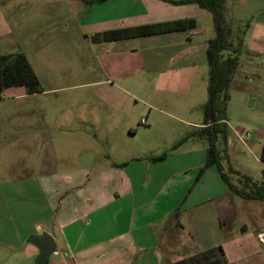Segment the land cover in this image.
Here are the masks:
<instances>
[{"label":"crops","instance_id":"crops-1","mask_svg":"<svg viewBox=\"0 0 264 264\" xmlns=\"http://www.w3.org/2000/svg\"><path fill=\"white\" fill-rule=\"evenodd\" d=\"M88 2L90 8L86 11V20L80 24L91 28L94 33L181 19L196 20L197 12L201 13L197 4L180 5L164 0ZM228 15L241 17L248 24L227 105L235 97L236 105L251 123V135L241 140L239 134L244 130L233 129L231 134L224 126L225 119L216 123V127L220 132L226 131L228 140L224 144L219 139L217 144L219 146L222 141L227 152L236 142L242 143L249 151H254L253 158L262 170L264 0H226L225 16ZM3 23L0 5V35L4 32ZM204 32L196 20L193 29L102 41L99 43L100 52H103L101 55L108 67L100 61L99 66L109 80L91 81L86 85L110 84L127 100L141 96L143 87H148L166 110H172L173 103L179 109L182 107L181 111L202 108L206 105L204 99L208 100L207 86L203 92L199 91L197 99L188 103L181 104L177 96L188 97L197 76L208 65V42L217 32L206 40L195 42ZM210 32L215 33L214 25ZM125 104L113 103L114 107L107 112L103 121L108 134L128 127L116 118V114L125 115ZM152 104L147 102L150 116L156 109ZM166 110L159 109L161 113L195 128V133L211 126V123L205 124L204 119H182ZM88 116L89 119L81 113L77 121L99 128L100 118L94 109ZM64 120L70 121L67 117ZM207 150L190 154L174 151L160 162L152 160L160 155L132 153L127 157L123 155L122 161L108 159L93 167L42 176L39 189L44 200L40 210L43 220L35 222L29 231H20L17 224H6L4 219L8 217L0 214V264H39L41 250L32 243V238L44 233L53 237L57 247L47 264H172L219 246L225 251L227 264H264V242L259 239V234L264 232V202L241 198L231 190L213 196V186L208 180L213 166L197 180L205 165ZM119 152L121 154V150ZM174 158L180 161L199 159L200 163L192 165L188 171L166 170ZM231 168L235 173L264 185V174L252 175ZM238 181L235 186L243 188L244 181ZM16 190L17 193L24 192V195L12 198L20 214L19 224H22L25 221L22 219L23 207L31 205L33 211L37 209L33 205L34 188ZM21 197L23 201L19 200ZM46 209H55V214L46 217ZM8 231H15L17 235L5 236Z\"/></svg>","mask_w":264,"mask_h":264},{"label":"rangeland","instance_id":"rangeland-1","mask_svg":"<svg viewBox=\"0 0 264 264\" xmlns=\"http://www.w3.org/2000/svg\"><path fill=\"white\" fill-rule=\"evenodd\" d=\"M88 1H0L4 22V32L0 35V56L24 52L43 91L28 95L23 87H13L4 90L0 99V214L8 217L4 219L6 224H17L20 231H29L35 226V222L43 220L40 210L44 206V200L40 194L39 179L44 175L84 166L93 167L108 159L122 161L123 155L127 157L126 155L131 156L132 153L155 156L166 151H175L190 154L210 146L209 139L201 133H195V128L161 113L159 109L166 110L165 106L154 97L151 88L143 87L141 96L136 94L135 98L129 97L127 100L125 95L110 84L97 87L86 85L91 81L109 80L99 66L100 61L104 67H108L102 58L103 52H100L99 43L102 41L94 40L99 33H94L91 28L89 30V27L80 24L86 20V11L90 8L88 5L92 3ZM197 10L201 12L195 15L198 26L206 33L197 37L195 42L206 40L217 32L215 27V33H209V29L215 26L212 14L200 7ZM225 17L234 34L239 27L242 30L244 26L247 27L246 21L241 17ZM240 36L244 34L240 32ZM208 77L207 65L197 76L189 98L177 96L181 104L197 99L199 91L203 92V88L207 86ZM119 102L126 103V111L124 116L116 114V118L123 124L126 123L129 128L115 129L108 134L103 120L114 107L113 103ZM147 102L153 103L152 107L156 108L151 116ZM207 103L205 98L204 105ZM173 106L172 110L166 111L182 119L202 121L205 117L204 106L194 111H181L183 108L179 109L175 103ZM226 108L228 111L226 109L223 114L226 118L224 126L230 133L233 129L244 132L251 129V123L236 105L235 97ZM91 109L100 118L101 123L97 129L89 123L77 121L81 113L89 119ZM64 117L70 121L66 122ZM142 119L146 124H142ZM176 144L177 150L172 151ZM219 148L222 150V164L226 175L234 185H238L239 176L232 170V166L247 174L263 176L262 166L253 158L254 151H249L242 143L236 142L226 152V147L220 141ZM198 163L199 159L180 161L174 158L166 170L188 171L192 165ZM208 180L213 186V196L230 192L216 166L210 170ZM31 186L34 188L35 197L33 205L37 207V211H33L31 205L29 208L23 205L25 211L22 219L25 221L19 224L20 214L12 198L24 195V192L17 193L16 188L31 189ZM19 200L23 201V198ZM46 211V217L55 214V209ZM11 233L17 235L15 231H8L5 236L10 237ZM10 240L12 239L9 238Z\"/></svg>","mask_w":264,"mask_h":264},{"label":"trees","instance_id":"trees-1","mask_svg":"<svg viewBox=\"0 0 264 264\" xmlns=\"http://www.w3.org/2000/svg\"><path fill=\"white\" fill-rule=\"evenodd\" d=\"M106 0H96V2H104ZM173 4H197L201 8L211 12L216 30L218 34L210 39L207 48V63L209 67V77L207 81L208 103L204 106V122L211 123L210 127H204L198 130L202 136L209 139L210 146L207 150V159L204 167L200 170L197 180L204 174L205 170L211 166H216L221 178L228 184L231 191L244 199L264 202V185L253 182L247 176L240 175L241 181H244V187L237 188L227 177L226 172L221 164L223 158L222 150L217 142L219 139L224 144L227 143L228 134L226 131L220 132L216 123L225 120L224 112L229 97L230 87L234 78L236 68L239 64L241 55V47L243 36L246 30L241 27L235 32L227 23L225 17V0H164ZM94 2V1H91ZM248 25V24H246ZM196 27V20L181 19L171 22L145 25L135 28H124L109 32L99 33L95 36L96 41H112L124 38L137 37L142 35H153L167 32L182 31L193 29ZM248 27V26H247ZM246 27V28H247ZM13 87H23L26 94L32 95L42 91L40 80L30 63L26 54L18 51L15 54L0 56V99L4 90ZM213 101V121L210 120V104ZM185 140V139H184ZM177 145L172 147V151L177 149ZM169 151L164 152L160 156L152 158L155 162L164 161ZM262 162H264V150L262 154ZM235 172V171H234ZM228 260L222 246L210 248L208 250L197 253L187 259L172 264H227Z\"/></svg>","mask_w":264,"mask_h":264},{"label":"water","instance_id":"water-1","mask_svg":"<svg viewBox=\"0 0 264 264\" xmlns=\"http://www.w3.org/2000/svg\"><path fill=\"white\" fill-rule=\"evenodd\" d=\"M218 34V32H217ZM210 104V120L213 121V101L212 98L209 101ZM32 243L41 250V254L38 257L39 264H47L51 254L57 251L56 243L50 234L44 233L41 236H34Z\"/></svg>","mask_w":264,"mask_h":264},{"label":"built area","instance_id":"built-area-1","mask_svg":"<svg viewBox=\"0 0 264 264\" xmlns=\"http://www.w3.org/2000/svg\"><path fill=\"white\" fill-rule=\"evenodd\" d=\"M193 34L196 35L197 32H194ZM141 122H142V124H145V120H142ZM250 135H251V132H250V131H246V132H244V133H240V134H239V138H240L241 140H245L246 138H249ZM262 171H263V174H264V162H263V169H262ZM259 239H260L262 242H264V232H262V233L259 234Z\"/></svg>","mask_w":264,"mask_h":264}]
</instances>
